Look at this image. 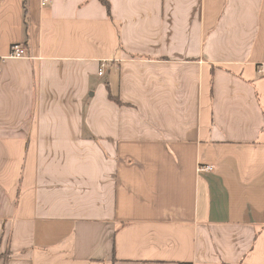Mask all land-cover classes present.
I'll return each instance as SVG.
<instances>
[{
	"label": "crops",
	"instance_id": "obj_1",
	"mask_svg": "<svg viewBox=\"0 0 264 264\" xmlns=\"http://www.w3.org/2000/svg\"><path fill=\"white\" fill-rule=\"evenodd\" d=\"M106 1L0 0V264H264V0Z\"/></svg>",
	"mask_w": 264,
	"mask_h": 264
},
{
	"label": "built area",
	"instance_id": "obj_2",
	"mask_svg": "<svg viewBox=\"0 0 264 264\" xmlns=\"http://www.w3.org/2000/svg\"><path fill=\"white\" fill-rule=\"evenodd\" d=\"M9 57L10 58H33L31 55H29L27 48L22 43H15L12 45ZM104 71H105V64L103 63L100 65L98 74L102 76ZM0 72H1V67H0ZM201 169H206L210 171L213 169V166L211 165L201 166Z\"/></svg>",
	"mask_w": 264,
	"mask_h": 264
},
{
	"label": "trees",
	"instance_id": "obj_3",
	"mask_svg": "<svg viewBox=\"0 0 264 264\" xmlns=\"http://www.w3.org/2000/svg\"><path fill=\"white\" fill-rule=\"evenodd\" d=\"M105 5H107L108 6V3H107V1L106 0H101Z\"/></svg>",
	"mask_w": 264,
	"mask_h": 264
}]
</instances>
